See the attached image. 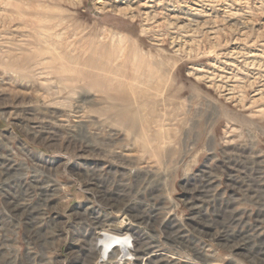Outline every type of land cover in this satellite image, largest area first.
<instances>
[{"label": "rangeland", "instance_id": "rangeland-1", "mask_svg": "<svg viewBox=\"0 0 264 264\" xmlns=\"http://www.w3.org/2000/svg\"><path fill=\"white\" fill-rule=\"evenodd\" d=\"M95 211L264 264V0H0V264H73Z\"/></svg>", "mask_w": 264, "mask_h": 264}, {"label": "crops", "instance_id": "crops-1", "mask_svg": "<svg viewBox=\"0 0 264 264\" xmlns=\"http://www.w3.org/2000/svg\"><path fill=\"white\" fill-rule=\"evenodd\" d=\"M95 219H97V221L93 225V230L88 232V234L85 235L84 239L82 240V243L85 244L84 245L85 251L83 252V254H82V251L84 250L83 245L79 241L80 239H79L78 235L75 237L71 236L67 240V244H66L67 247L69 246L71 249H73L74 252L76 253L75 255L77 257L76 259H74L73 264H98V262H96V258H98V257L104 258V259L106 258L108 260V262L109 261L111 262L114 259H116V256L118 254V247L117 246H112L108 251L103 252L106 249V247H108V245L110 244L109 243L110 237L107 236L106 234L103 235L102 232L105 233L107 231H117V230L113 229V228L107 229L103 226V224H101L100 220L98 221V219H99L98 217H96ZM118 228L122 232L124 231V229L132 230V229H127V228H131L130 226H128V227H126V226L120 227L119 226ZM131 232H132L131 233L132 237H131L130 242L134 247L133 252L136 254L137 261H142L146 258L147 264L158 263V262H155V260L158 259L157 253H155V252L150 253V249L152 248L151 246H153L155 239L150 234H149V236H148V234L146 236H142V235L138 234L139 232H137V230H135L134 228ZM64 236H65V238H67V235H64ZM140 239H142V240H140ZM143 247H145L144 249H146V250L143 251L142 250ZM98 248H101V249H98ZM103 253L104 254L106 253V254L104 255ZM68 254L69 253L66 251V249H64V250L62 249L63 258H66V256ZM153 257H156V258L153 259ZM149 258H150V260H149ZM119 262L116 264H120Z\"/></svg>", "mask_w": 264, "mask_h": 264}, {"label": "bare ground", "instance_id": "bare-ground-1", "mask_svg": "<svg viewBox=\"0 0 264 264\" xmlns=\"http://www.w3.org/2000/svg\"><path fill=\"white\" fill-rule=\"evenodd\" d=\"M36 136V135H35ZM42 137V140H46V137H44V136H41ZM51 138H49L48 140H50ZM26 210H23V212H25ZM135 217V216H134ZM133 221V220H132ZM131 220L129 221V225L128 226H130L131 228H127V229H132L133 230V227L135 226V222L133 221L132 222ZM128 226H126V227H128ZM137 226V225H136ZM119 226H116V228H113V229H116L117 231H107V232H102V234L103 235H107V236H109L110 237V240H109V245H108V247H106V249L103 251V252H106V251H108L112 246H117L118 247V254H117V256H116V259L118 260V261H120V260H123L124 261V259L126 260V259H128V258H132L133 259V264H144V260H142V261H137V257H136V254L133 252V245L131 244V234H130V232L132 231V230H126V229H124V231L122 232L119 228H118ZM108 229V228H107ZM179 233V232H178ZM207 233V232H206ZM101 235V234H100ZM100 237V236H99ZM214 238H216V239H220V240H222V239H228V236L225 234V233H222V232H219V233H217V234H215V237ZM123 239V240H122ZM173 240H176V239H174V238H172ZM99 240V239H98ZM107 240V239H106ZM140 240H142V239H140ZM101 241V240H100ZM95 243V242H94ZM227 243H229L228 241H227ZM97 244V243H96ZM105 244V243H104ZM140 244V243H139ZM101 245V244H100ZM230 248H232V249H236V250H238L239 249V247L241 246L242 247V244L241 243H229V245H228ZM103 247V246H102ZM138 248V247H137ZM98 249H101V248H98ZM155 253H157V257H158V259L157 260H155V262H160L161 260H164V259H161L160 257V255H162L163 254V252L162 253H159V251H156ZM104 254V253H103ZM106 254V253H105ZM104 254V255H105ZM173 258H175V257H173ZM120 264L122 263L121 261L119 262ZM174 262H172L171 264H173ZM208 262H206L205 264H207ZM174 264H176V262L174 263ZM188 264V263H187ZM212 264V263H211Z\"/></svg>", "mask_w": 264, "mask_h": 264}, {"label": "built area", "instance_id": "built-area-1", "mask_svg": "<svg viewBox=\"0 0 264 264\" xmlns=\"http://www.w3.org/2000/svg\"><path fill=\"white\" fill-rule=\"evenodd\" d=\"M90 214L91 215H94L95 214V215L94 216H88L87 218H85V220H84L85 222L83 223V225L85 226L86 229H85V232L83 234V239H84L85 235L88 234V232H90V231L93 230V225H94L95 221L97 220V219H95L96 217L99 218V220L101 221V224H103V226L105 228H111L112 227V224H113V222H109L110 219L108 217H106V216H102L101 217L100 214L97 213L96 211H95V213L94 212H91ZM122 215H123L122 220H121L122 222H120L117 225H119L120 227L128 226L130 224L129 223L130 217L127 216L128 215L127 213L124 214V212H121L120 218H121ZM145 226H148V224H146ZM142 228H143V226L140 225L138 227L137 231L139 230L141 232L142 236H144V234H145L146 231L145 230H142ZM185 237H187V236H185L184 234H183V236H179V238H181V240H182V238H185ZM155 240L158 241L157 238ZM120 261L122 262L121 264H133L134 263L132 258H128L126 260L124 259V261L123 260H120ZM183 261L184 260H182V262ZM187 261H189V260H187ZM96 262H98V264H116L119 261H117L116 259H114L113 261H111V262L109 261L108 262V260L106 258L104 259V258H99L98 257V258H96Z\"/></svg>", "mask_w": 264, "mask_h": 264}]
</instances>
